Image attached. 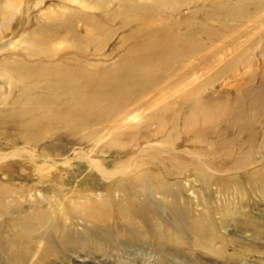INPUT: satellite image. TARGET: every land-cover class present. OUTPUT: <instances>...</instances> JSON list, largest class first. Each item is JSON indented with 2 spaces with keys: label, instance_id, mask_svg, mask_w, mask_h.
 Returning <instances> with one entry per match:
<instances>
[{
  "label": "bare ground",
  "instance_id": "obj_1",
  "mask_svg": "<svg viewBox=\"0 0 264 264\" xmlns=\"http://www.w3.org/2000/svg\"><path fill=\"white\" fill-rule=\"evenodd\" d=\"M44 1L0 0V40L4 30L12 36L0 43V251L6 264H37L40 247L56 243L48 234L59 241L56 221L65 209L81 231L107 238V231L85 224L101 218L106 195L108 206L132 205L131 213L144 210L158 219L146 206L156 195L170 208L178 235L198 234L202 222L185 220L177 190L164 178L195 176L204 192L223 172L235 173L236 189L263 172L264 0ZM17 14L25 17L14 24ZM17 34L24 44L15 43ZM224 77L241 83L225 88ZM206 90L215 97L203 98ZM223 91L230 92L218 98ZM144 155L155 173L139 171L143 163L137 171L126 167ZM136 191L145 200L138 202ZM4 192H28L29 208L20 210L40 217L38 224L52 222L35 235L37 248L24 243L27 224L6 234L1 217L20 198L3 201ZM68 233L71 226L64 233L70 239Z\"/></svg>",
  "mask_w": 264,
  "mask_h": 264
},
{
  "label": "rangeland",
  "instance_id": "obj_2",
  "mask_svg": "<svg viewBox=\"0 0 264 264\" xmlns=\"http://www.w3.org/2000/svg\"><path fill=\"white\" fill-rule=\"evenodd\" d=\"M44 2L46 6L49 1L45 0ZM14 9L15 6L11 10ZM30 15L31 13H28L26 17ZM20 17L24 18L25 16L17 14L13 21H11L12 19L10 21L15 24L18 21L17 18ZM1 18L5 19L4 17ZM42 22L48 23V21L39 20L38 24ZM2 34L0 43L12 37L10 36L11 31L8 30H4ZM14 40H16V44H24L21 40V34H17ZM107 44L109 47H112V44L114 46L115 38L109 40ZM203 66L206 64L204 63ZM222 83L225 84V88L231 89L241 82L240 80H233L231 77H224ZM222 83L218 81L214 86L220 88ZM225 92L230 91L219 92L217 97H222ZM211 94L212 92L206 90L202 92L201 96L211 100L215 97ZM230 100L233 101L231 97ZM130 132L132 131L128 130L125 134ZM143 143L141 141L140 144ZM191 148L195 147L191 146ZM192 150L193 152L197 151ZM148 161L150 159L145 155L134 157L126 167L137 171L136 166L143 163L144 166L138 167L139 171L148 169V171L155 173L156 171H152L151 168H146L145 163ZM262 163L264 162L262 161ZM216 167L219 170L225 169V167H218V165ZM260 173L261 176H259ZM128 175L125 174V176ZM232 175L235 173L227 174V176L224 172L219 174L217 179H213V186L211 185L204 192L197 190L198 184L194 180L195 176L189 175L180 178L165 176L164 179L168 183L172 182L175 186L174 189L177 190L182 210H178V212L180 211L183 215L185 213L187 215L185 220L187 221L195 218L202 222L201 231L198 234L178 235L173 229L175 220L171 216L172 214L170 215V208L166 207L156 195L149 196L154 199L152 203H147L146 206L154 208L156 215L161 217L158 219L150 213L147 214L144 210L140 212L141 214L138 212L131 213L132 205H127L126 210H121L114 205L113 201H108V206L106 203L108 196L106 195L103 197L101 218L86 221L85 224L97 226L99 231H107L108 237L105 238L102 234L88 235V231L84 233L80 229L81 226H78L80 222L75 220L73 215L65 209L62 217L56 221V236L60 237L59 241L53 232L48 234L56 243H46L40 247L36 257L37 264H264V170L250 176L253 183L251 181V184H248L244 189L234 187ZM250 178L248 176L246 179L242 178L243 183H249ZM185 185L187 189H184ZM131 189L135 191L133 188ZM202 192L206 200L201 199L203 197ZM81 195L83 196V194ZM135 196L138 202L145 200L143 195L137 191ZM4 197L3 201L12 197L20 198L18 207H8L10 214L1 217L5 222L6 234L11 236V231L20 233L17 227L27 224L30 227V234L27 236L22 233L24 243H28L31 248H37L35 235L44 230L46 226L49 227L52 222L47 225L48 220H45L38 224L40 217L31 216V212H22L28 210L24 208L27 205L24 200L28 197V192L7 196L4 192ZM90 197L96 199L95 195ZM78 201L82 200L78 199ZM43 208L50 213L51 211L55 212V209L48 210L46 206ZM33 209L37 210L38 208ZM147 215L150 217L148 218ZM70 226L72 234L68 233L71 235L69 239L64 233ZM62 234L63 236H61ZM83 237L85 238L83 239ZM93 237L97 239V242ZM64 238L70 241L63 243ZM45 253L47 257H42ZM5 261H8L7 257L0 251V264H6Z\"/></svg>",
  "mask_w": 264,
  "mask_h": 264
}]
</instances>
